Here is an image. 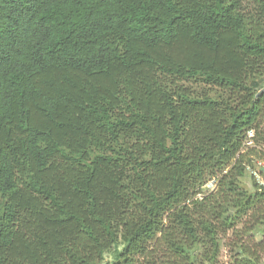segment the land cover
Returning a JSON list of instances; mask_svg holds the SVG:
<instances>
[{
  "label": "trees",
  "instance_id": "16d2710c",
  "mask_svg": "<svg viewBox=\"0 0 264 264\" xmlns=\"http://www.w3.org/2000/svg\"><path fill=\"white\" fill-rule=\"evenodd\" d=\"M258 162L264 0H0V264H264Z\"/></svg>",
  "mask_w": 264,
  "mask_h": 264
},
{
  "label": "rangeland",
  "instance_id": "374dc122",
  "mask_svg": "<svg viewBox=\"0 0 264 264\" xmlns=\"http://www.w3.org/2000/svg\"><path fill=\"white\" fill-rule=\"evenodd\" d=\"M252 176L255 177L256 181L258 183H264V177H262L259 173L258 167L256 165L255 168H248L246 175L242 178V184L245 188L252 190L253 189V178ZM215 183L213 180L209 181L208 184H206L202 188V193L199 194V196H202L206 192H210L214 190L215 188ZM234 237H231V235H228L226 238L222 240V247H221V256H220V262L221 264H232V251L230 249V246H228L229 243L234 241ZM258 244L262 243L264 245V233H259L257 232L254 238ZM263 259H264V251L262 253ZM109 258L110 255H107Z\"/></svg>",
  "mask_w": 264,
  "mask_h": 264
},
{
  "label": "built area",
  "instance_id": "2783aa9c",
  "mask_svg": "<svg viewBox=\"0 0 264 264\" xmlns=\"http://www.w3.org/2000/svg\"><path fill=\"white\" fill-rule=\"evenodd\" d=\"M254 136H255L254 131L253 130H250L248 132V137H247V139H248L247 140V145L248 146H254ZM261 166H264V162H258V170H259V168Z\"/></svg>",
  "mask_w": 264,
  "mask_h": 264
},
{
  "label": "water",
  "instance_id": "95a60500",
  "mask_svg": "<svg viewBox=\"0 0 264 264\" xmlns=\"http://www.w3.org/2000/svg\"><path fill=\"white\" fill-rule=\"evenodd\" d=\"M259 172L264 174V166H261V167L259 168Z\"/></svg>",
  "mask_w": 264,
  "mask_h": 264
}]
</instances>
